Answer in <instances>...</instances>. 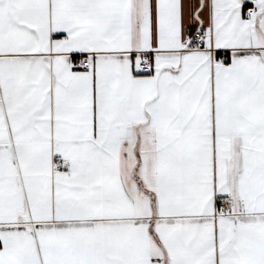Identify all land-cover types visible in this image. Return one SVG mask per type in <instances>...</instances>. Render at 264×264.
Here are the masks:
<instances>
[{"label": "snow or ice", "instance_id": "6c2138e0", "mask_svg": "<svg viewBox=\"0 0 264 264\" xmlns=\"http://www.w3.org/2000/svg\"><path fill=\"white\" fill-rule=\"evenodd\" d=\"M0 264H264V0H0Z\"/></svg>", "mask_w": 264, "mask_h": 264}]
</instances>
